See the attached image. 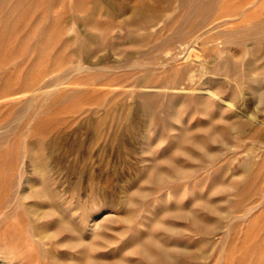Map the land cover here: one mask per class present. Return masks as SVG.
<instances>
[{
  "label": "rangeland",
  "instance_id": "rangeland-1",
  "mask_svg": "<svg viewBox=\"0 0 264 264\" xmlns=\"http://www.w3.org/2000/svg\"><path fill=\"white\" fill-rule=\"evenodd\" d=\"M5 1L0 0V264H95L90 259L96 256L113 264H121V259L131 264H264V92L260 87H264V70H248L249 62H257L256 67L264 64V42L258 47L249 40L244 45L232 42L230 34H246L251 18L244 20L240 13L225 15L242 1L241 10L256 0L218 2L211 17L216 26L211 28L209 23L196 31L210 28L204 34L205 43L194 38L196 33L184 44L177 42L174 48L179 59L164 68L165 46L154 53L149 50L154 38L173 32V16L183 11L176 0L168 7L161 1L159 18L164 22L136 30L138 34L154 32L139 46L128 36L124 17L107 13L109 6L104 1L98 12L91 0ZM113 1L121 8L129 0ZM134 2L129 1L131 6ZM256 2V14H262L261 0ZM221 7L227 8L224 14L217 10ZM91 10L96 11L93 19L100 28L82 21ZM232 18L237 19L230 22ZM83 40H89L92 50L76 54ZM140 47L149 55L132 60L163 70L158 69L151 79L166 78L173 66L192 62L190 78L174 89L146 86L143 71L127 60L130 54L138 55ZM253 53L260 59L255 60ZM80 61L93 70L77 71L73 64ZM203 85L206 88L200 89ZM214 87H218L217 94L211 95L208 91L212 88L214 92ZM150 92L160 94L153 112L141 99ZM175 95L181 99L207 95L210 99L202 109L186 108L180 100L174 111L171 98ZM220 114L223 125L217 123L216 129L228 134L224 143L210 144L199 127ZM226 122L233 127L229 129ZM186 130L218 152L217 156L203 158L193 143L180 140ZM178 147L193 156L183 155ZM34 156L41 161L36 159L37 163ZM169 160L189 175H172ZM154 167L168 172L170 178L157 182ZM137 189L146 197H137ZM208 202H215L218 211L207 210ZM183 208L213 229L204 230L191 218H182ZM63 220L68 230L60 228ZM154 222L173 225L175 230L157 228ZM147 231L172 246L171 256L177 263L159 256L155 246L151 249L158 255L148 263L140 251L132 250L135 239L146 238ZM98 232L105 236L95 235ZM82 238L87 242L80 247L82 240L78 239Z\"/></svg>",
  "mask_w": 264,
  "mask_h": 264
},
{
  "label": "bare ground",
  "instance_id": "bare-ground-1",
  "mask_svg": "<svg viewBox=\"0 0 264 264\" xmlns=\"http://www.w3.org/2000/svg\"><path fill=\"white\" fill-rule=\"evenodd\" d=\"M7 1V0H6ZM5 1V2H6ZM76 1V0H75ZM92 1V5L95 7V8H97L99 5H100V3H101V1H104V2H106L107 4H108V8H107V11L106 10H104V11H106L107 13H109V14H113V12L114 13H120L123 17H124V19H123V21H122V23L124 24V25H126L128 28H130L129 30H130V32H129V37H131V36H133L136 40H137V45L139 46V45H142L143 43V41L145 40V39H147V38H152L151 37V35H153V33L154 32H151V34L147 31L146 33H143V34H138V32H136V30L137 29H148V28H150V27H153V26H155L156 24L158 25V23H159V21H163V19H160L159 17V12H160V10H161V7H160V4H161V1H163V0H135V2H134V4L131 6V4L129 3V1L128 2H126L125 3V5L124 6H122L121 8L120 7H117L116 6V3L113 1V0H91ZM125 1V0H124ZM172 1L173 0H165L164 2H166L167 4H166V6L168 7V6H170V4L172 3ZM220 1L221 0H176V2H178V4H179V8H180V10H183L182 11V13L180 14V13H175L174 14V20L172 21L173 23H174V29H173V32L171 33V29H170V25H172V23L167 27L169 30H170V33L171 34H169V36H167V37H165V38H162V39H159V37H162V36H158V37H156V38H154L155 39V42L154 43H152V45H151V47H150V50L149 51H151L152 53H154V52H156V50L158 51V49H160L161 47H164L165 48V52H166V56H165V59H163L166 63L165 64H163L162 62V67L164 68L165 66H166V64H171V63H174V62H176L178 59H179V52L177 51H175V48H174V46L176 45V43L177 42H180L181 44H184V43H186V39L187 38H189L190 36H192V35H195L194 33H196V31L197 30H202V28H204V27H206L209 23H211L212 21H211V17H212V14H213V12L215 11V8H216V5H217V3L219 2L220 3ZM257 1V0H256ZM256 1H254V2H252L249 6H247V7H245L243 10H241V8L240 7H242L243 5H244V2L242 1L241 3H240V1H239V3L241 4V6L240 5H238L237 7H235V10H233L232 12H229L228 11V13L227 14H225V15H236V14H241V15H243L244 16V20L246 19V18H248V17H250L251 19H250V22H249V30L247 31V33L246 34H244L243 36H241V37H238V36H236L235 35V32H233V33H231L230 34V39L232 40V42L233 41H237L238 43H240V44H242V45H244V42L245 41H247V40H249L250 41V43H253V44H255L257 47L259 46V45H261V46H263L262 45V43L264 42V16H263V12H264V0H261V2H260V4H261V6H262V8H261V13L262 14H256V9H255V7L257 6V4H258V2H256ZM260 1V0H259ZM14 2V1H13ZM22 2V1H21ZM80 2V1H79ZM103 2V3H104ZM246 2V1H245ZM24 3V2H23ZM83 3V2H82ZM82 3H80V4H82ZM248 3V2H247ZM28 4V3H27ZM102 4V3H101ZM165 4V3H164ZM163 4V5H164ZM75 5H76V2H75ZM3 6V5H2ZM11 6V5H10ZM21 6V5H20ZM23 6V5H22ZM121 6V5H120ZM165 6V7H166ZM217 6H219V5H217ZM8 8V7H7ZM77 8V7H76ZM79 8V7H78ZM254 8V9H253ZM2 9H4V8H2ZM81 9V8H80ZM102 9V8H101ZM106 9V8H105ZM225 9H227V8H220V9H217L218 10V12H220V13H222V11H224L225 12ZM1 10V9H0ZM9 10V9H8ZM7 10V11H8ZM13 10H15V9H13ZM19 10V9H18ZM82 10V9H81ZM6 12V11H5ZM16 12V11H15ZM88 12V11H87ZM95 10H91L90 12H88V14L83 18V22H85V24L87 23L89 26H91V27H93V28H100V25H99V23H97V21L95 22L94 21V14H95ZM97 12H98V8H97ZM130 12V14L129 15H127V13H129ZM217 12V13H218ZM224 12L222 13V14H224ZM226 12H227V10H226ZM1 13V12H0ZM13 13V12H12ZM100 13V12H99ZM98 13V14H99ZM10 14V13H9ZM13 14H15V13H13ZM97 14V13H96ZM2 15V14H1ZM108 15V14H107ZM9 16V15H8ZM219 16V15H218ZM217 16V17H218ZM237 16V15H236ZM243 16H241V17H243ZM3 18V17H2ZM94 18V19H93ZM230 18V17H229ZM234 19H237V18H232L231 19V21L230 22H233V20ZM3 20H4V18H3ZM8 20V19H7ZM77 19L75 18V23L76 22H78V21H76ZM99 20V19H98ZM106 20V19H105ZM114 20V19H113ZM239 20V19H238ZM63 21V20H62ZM66 21V20H65ZM101 21V20H100ZM99 21V22H100ZM110 21V20H109ZM227 20L224 18L223 20H222V22H226ZM22 22V21H21ZM64 22V21H63ZM164 22V21H163ZM216 22H219V21H216ZM5 24L7 23L6 21L4 22ZM9 23V22H8ZM114 23V21H111L110 22V24H113ZM57 24V23H56ZM103 24V23H102ZM163 24V23H162ZM166 24V23H165ZM228 24V23H227ZM121 25V24H120ZM214 25L216 26V23L214 22V23H211V25H210V27L211 28H213L214 27ZM220 25V24H219ZM221 25H223V23H221ZM239 25V22H235L234 21V26L235 27H239L238 26ZM7 26V28L9 27V25H6ZM243 26V25H242ZM165 27V26H164ZM172 27V26H171ZM88 28V27H87ZM207 28V27H206ZM164 29V28H163ZM210 29V28H209ZM209 29H205V31H200L197 35H195V37L194 36H192V37H194V38H196V36H197V39H199V40H201L202 41V43H205V39H204V34H207V32L209 31ZM246 29V28H245ZM128 30V31H129ZM162 30V29H161ZM166 30V29H165ZM3 31L5 32V29H3ZM107 31H109L108 29H107ZM139 31V30H138ZM151 31V30H150ZM168 31V30H167ZM224 31V30H223ZM3 32V33H4ZM44 32V31H43ZM105 31H103L102 33H104ZM140 32V31H139ZM161 32V31H160ZM220 32V31H219ZM225 32V31H224ZM3 33H2V35H3ZM0 34H1V32H0ZM5 34V33H4ZM155 35H157L156 34V32H155ZM158 35H161V33L159 34V32H158ZM99 36V35H98ZM225 36H226V33H225ZM1 37V36H0ZM3 37V36H2ZM46 37H47V35H46ZM155 37V36H154ZM100 38H101V36H100ZM220 37H217L216 38V42L218 41V39H219ZM1 39V38H0ZM190 39H191V37H190ZM48 40H49V38H48ZM150 40V39H149ZM220 40V39H219ZM88 41L89 40H83V41H81V42H79L78 43V46H77V48L75 49V53L76 54H79V53H85V52H87L88 51V53H89V50H90V48H89V44H88ZM129 41V40H128ZM127 41V42H128ZM146 41V40H145ZM224 41V40H223ZM222 41V42H223ZM230 41V40H229ZM231 42V43H232ZM218 43H219V41H218ZM224 43V42H223ZM227 43V42H226ZM145 44V43H144ZM77 45V44H76ZM132 45V44H131ZM136 45V46H137ZM254 45V46H255ZM134 46H135V44H134ZM145 46V45H144ZM219 46H220V43H219ZM251 46V45H250ZM253 46V45H252ZM143 47V46H142ZM136 48V47H135ZM262 48V47H261ZM252 49V48H251ZM250 49V50H251ZM45 50V49H44ZM92 50V49H91ZM91 50H90V52H91ZM256 50V52L257 51H259L260 49H255ZM147 51V50H146ZM154 51V52H153ZM244 51V50H243ZM246 51V50H245ZM245 51H244V53H245ZM159 52L161 53V51L159 50ZM224 52V51H223ZM251 52H254L253 51V49H252V51ZM138 55H135V54H130V55H128V58H127V60H132L134 57H147L149 54V52H145V51H143L142 49H141V47H140V50H138ZM159 53V54H160ZM244 53H242L243 55H244ZM255 53V52H254ZM254 53L252 54L253 56H254ZM264 54V53H263ZM158 55V54H157ZM243 55H241V56H243ZM156 56V55H155ZM162 56V55H161ZM229 56V55H228ZM262 56H264V55H262ZM150 57V56H149ZM255 57V56H254ZM260 57V56H259ZM151 58H154L153 56L152 57H150V59ZM158 58V57H157ZM187 58V57H186ZM257 58V59H256ZM144 59V58H143ZM155 59H156V57H155ZM223 59V58H222ZM240 59V58H239ZM238 59V60H239ZM260 58H258V56H256L255 57V60H259ZM153 60V59H152ZM190 60V59H189ZM237 60V59H236ZM101 61V60H100ZM144 61V60H143ZM217 61V60H216ZM223 61V60H222ZM249 61V60H248ZM132 62H133V64H132V67H136V68H138V69H141L142 71H143V77L145 76L146 78H148L147 80H148V83L147 84H145L146 86H150V87H154V88H172V89H174V88H176L177 86H179L180 84H182L183 82H184V80H185V78L186 77H188V78H190V76H191V72H192V70H193V64H192V62H190V63H188V62H185V64L183 65V66H181V68H178L177 66H173L171 69H170V71H169V76L168 77H166V78H161V77H158V79H156V80H153V79H151L150 78V76H152V75H154L155 76V74H157V73H159V70L161 69V67H160V69L159 68H156V67H151L150 65H148V64H144V63H139V60L138 59H135V60H132ZM145 62V61H144ZM152 62V61H151ZM179 62H181V61H179ZM178 62V63H179ZM224 62V61H223ZM146 63V62H145ZM177 63V62H176ZM226 63V62H225ZM252 64V62H249V65H248V70H251V69H255L256 70V72L257 71H259V70H264V64L263 65H261V66H258V67H256L255 65L253 66V64L254 63H257V62H255L254 61V63ZM152 64H154V63H152ZM157 64V63H156ZM181 64V63H180ZM227 64V63H226ZM74 66V68L78 71H88V70H93V68H91V67H89L88 65H85V63H83V62H79V63H77L76 65L75 64H73ZM172 65V64H171ZM170 65V66H171ZM174 65H175V63H174ZM230 65V64H229ZM232 65V64H231ZM156 66V65H155ZM224 67L226 66V65H223ZM72 67V66H71ZM203 68V67H202ZM230 68H232V66L230 67ZM71 69V68H70ZM105 69H107V68H105ZM109 69V68H108ZM107 69V70H108ZM159 69V70H158ZM235 69H236V66H235ZM98 70H103V68H99ZM225 70H226V68H225ZM237 70H238V68H237ZM161 71H163L162 69H161ZM232 71H234V69H232L230 72L232 73ZM167 72V71H166ZM226 72V71H225ZM237 72V71H236ZM250 72V71H249ZM264 72V71H263ZM214 73H216V72H214ZM228 73V72H227ZM233 73H235V72H233ZM253 73H255L254 71H253ZM236 74V73H235ZM251 74V73H250ZM168 75V74H167ZM233 76H234V74H232ZM153 76V77H154ZM251 76H253V75H251ZM144 77V78H145ZM143 78V79H144ZM250 78V77H249ZM254 78V77H253ZM252 79V78H251ZM255 79H258V78H255ZM141 81V80H140ZM256 81V82H255ZM205 82V81H204ZM208 82V81H207ZM254 82L255 83H257V80H254ZM253 82V83H254ZM258 82H259V80H258ZM252 83V84H253ZM203 84H206V82L205 83H203ZM222 84L223 83H221V86H222ZM251 84V85H252ZM259 84V83H258ZM251 85H250V87H251ZM207 86V85H206ZM249 86V85H248ZM255 86H258V85H255ZM260 86V85H259ZM42 87V86H41ZM190 86H188V88H189ZM202 87V88H201ZM200 87V89H205L206 87H205V85H203V86H201ZM223 87V86H222ZM233 87V86H232ZM261 88H263V92H264V87H262V86H260ZM197 88V87H196ZM208 89V88H207ZM214 89H215V87H214ZM218 89V87H216V89L214 90V92H213V90H212V88H211V90H209L208 92L211 94V95H216L217 93H215V91ZM254 89V88H253ZM257 89V88H256ZM161 90V89H160ZM164 90V89H163ZM199 90V89H198ZM222 90V89H221ZM230 90V89H229ZM233 90H234V93L235 94H237L236 92H235V88H233ZM233 90H232V92H230L231 94L233 93ZM252 90V89H251ZM260 90V89H259ZM262 90V89H261ZM260 90V92H262ZM159 91V90H158ZM200 91H202V90H200ZM204 91V90H203ZM256 91V90H255ZM219 92V91H218ZM259 92V91H258ZM258 92H256L257 94H259V96H260V93H258ZM50 92H48V94H49ZM253 93H255V92H253ZM256 94V95H257ZM209 95V94H208ZM261 95H263L262 93H261ZM173 96V95H172ZM178 96V95H177ZM160 97V94H158V93H144V94H142L141 95V99H142V103H143V105L145 106V107H149V108H151V112H153L152 111V109H153V107H154V104H155V102H156V100L158 99ZM235 97V96H234ZM258 97V96H257ZM172 100H173V108H174V106H175V110L174 111H176V108L178 107L177 105L179 104V102H180V100H183L184 102H185V105H186V108L187 107H191L192 105H195V106H197V107H199V108H203L204 107V104L206 103V101H208L209 99H210V97L209 96H207V95H196V96H186V97H183V99H181V98H179V96L178 97H176V95L173 97V98H171ZM221 99V98H220ZM225 101V100H224ZM262 101V100H261ZM263 101H264V96H263ZM263 103V102H262ZM158 104V103H157ZM230 104V103H229ZM228 104V105H229ZM142 105V104H141ZM180 106V105H179ZM210 106V105H209ZM179 109H180V107H179ZM184 110H185V108H184ZM196 110H197V108H196ZM148 111V110H147ZM173 112V111H172ZM148 113H149V111H148ZM175 113V112H174ZM177 113H180V112H177ZM185 113V112H184ZM196 113V112H195ZM206 114V113H205ZM219 115V114H218ZM147 116H148V114H147ZM180 118V117H179ZM151 119V118H150ZM224 119V118H223ZM223 119H222V116H221V114H220V117H214V118H212V119H210L209 121H208V123H206L205 125H202L201 127H199L200 128V130H203V132H205L206 133V137H208L207 139H209L210 141H211V143L210 144H212V142H218V143H224L225 142V136L228 134H226L225 135V133L223 132V131H220V130H217L216 129V125H217V123H219L220 121H223ZM181 120V119H180ZM224 123V122H223ZM227 123V125H228V127H229V129L231 128V127H233V126H231L230 127V123L229 122H226ZM231 123H232V125L234 124L232 121H231ZM220 124V123H219ZM220 125H223V124H220ZM236 125V124H235ZM225 126V125H224ZM244 126V125H243ZM225 127H227V126H225ZM193 129V128H192ZM191 129V130H192ZM236 129V128H235ZM228 130V129H227ZM199 132H202V131H199ZM228 132V131H227ZM230 132V131H229ZM192 132L191 131H188V130H186V131H183V132H181V134H180V140H184V141H188V142H191V143H193V145L195 146V148L198 150V152L200 153V154H202V157L204 158V157H206V156H208L209 158H211V159H213V158H215L216 156H217V154H218V152H216V151H214V150H209L208 148H207V146L205 145V144H203L202 143V141H200L199 139H197V138H195L192 134H191ZM205 137V136H204ZM208 140V141H209ZM163 142V141H162ZM191 145V144H190ZM210 146V145H209ZM37 147V146H36ZM190 147V146H189ZM192 147V146H191ZM195 148H192V149H195ZM37 149V148H36ZM41 149V148H40ZM217 149V148H216ZM155 150V149H154ZM178 150L183 154V155H186V156H189V157H192L193 155H192V153H191V151L189 152V150H185V149H182V148H179L178 147ZM38 151V150H37ZM33 152V151H32ZM40 152V151H39ZM42 152V151H41ZM34 153V152H33ZM38 153V152H37ZM176 154V153H175ZM199 154V155H200ZM181 155V154H180ZM35 157V161L37 162V160L38 159H40L39 158V156H38V159H37V156H34ZM42 157H44L43 155L41 156V158ZM150 157V156H149ZM154 158V157H153ZM160 158H161V156H160ZM37 159V160H36ZM155 159V158H154ZM159 159V158H158ZM163 159V158H162ZM33 160V159H32ZM42 160H44V159H42ZM174 160V159H173ZM173 160H169V164H170V167H171V169H172V171H173V173H172V175H175V176H177V178L178 177H186L187 175H189V171L187 170V169H185V168H183L182 166H180V165H178L176 162H174ZM40 161H41V159H40ZM39 160H38V162H40ZM151 161V160H150ZM157 161V160H156ZM161 161H163L164 162V160H161ZM37 162V163H38ZM43 162V161H42ZM158 162V161H157ZM161 163V162H160ZM194 163H196V162H194ZM199 163V162H198ZM43 164V163H42ZM41 163H40V165H41V167L43 166ZM45 165H46V161H45V163H44ZM150 164V163H149ZM148 164V165H149ZM156 164H159V162L158 163H156ZM201 164V163H200ZM149 166H151V165H149ZM160 166V165H159ZM162 166V165H161ZM160 166V167H161ZM251 166V165H250ZM148 167V166H147ZM221 167V166H220ZM44 168V167H43ZM219 168V167H218ZM217 168V169H218ZM251 168V167H250ZM162 169V168H161ZM161 169H157V167H154V176H155V180L157 181V182H165V180H168L170 177L168 176L169 175V173L168 172H166V171H164V170H161ZM216 169V170H217ZM143 170H144V168H143ZM219 170V169H218ZM250 170V169H249ZM251 171V170H250ZM215 172V171H214ZM250 173V172H249ZM252 173V172H251ZM250 173V174H251ZM145 174V173H144ZM249 174V175H250ZM148 175V174H147ZM248 175V176H249ZM144 176V175H143ZM153 176V175H152ZM145 177H146V175H145ZM149 178V177H148ZM224 178V177H223ZM247 178V177H246ZM245 178V179H246ZM173 179V178H172ZM229 179V178H228ZM236 179V178H235ZM241 180V178H238L237 180ZM248 179V178H247ZM227 180V179H226ZM232 180V179H231ZM144 181V180H143ZM153 181V180H152ZM169 181H171V180H169ZM233 181V180H232ZM242 181V180H241ZM246 182H249V181H247V180H245ZM238 182V181H237ZM240 182V181H239ZM153 183H155L154 181H153ZM226 183H228V182H226ZM241 183H243V181L241 182ZM251 183V182H250ZM157 184V183H156ZM237 184V183H236ZM239 184L240 183H238V186H239ZM247 184V183H246ZM233 185V184H232ZM237 186V185H236ZM238 186H237V188H238ZM242 186V185H241ZM42 187V186H41ZM134 187V186H133ZM137 187V186H136ZM216 187V186H215ZM223 187H225V186H223ZM244 186H242V188H243ZM248 187V186H247ZM246 187V188H247ZM217 188V187H216ZM218 189V188H217ZM216 189V190H217ZM233 190V189H232ZM231 190V191H232ZM237 189H235L234 191H236ZM240 191H242L241 190V187H240V189H239ZM239 190H237V191H239ZM247 190H249L248 188H247ZM36 191V190H35ZM134 191V190H133ZM230 191V190H229ZM250 191L251 190H249V193H250ZM41 192H43L42 190H41ZM146 192V191H145ZM252 192V191H251ZM24 194V193H23ZM39 194V193H38ZM49 194H51V193H49ZM137 197H143L145 194H144V192H142V191H139L138 189L135 191V193H134ZM253 194V193H252ZM26 195V194H25ZM245 195V194H244ZM246 195H248L249 196V194L248 193H246ZM245 195V196H246ZM42 196V195H41ZM239 196H241V195H239ZM251 196V195H250ZM249 196V197H250ZM131 197V196H130ZM130 197H128V198H130ZM134 197V196H133ZM144 197H146V196H144ZM166 198V197H165ZM196 198V197H195ZM205 198V197H204ZM203 198V199H204ZM247 198V197H246ZM138 200H139V198H137ZM137 199H135V200H137ZM202 199V200H203ZM205 199H207V198H205ZM245 199V198H244ZM113 200V199H112ZM143 200H144V198H143ZM193 200H194V198H193ZM239 200V199H238ZM243 200V199H242ZM246 200V199H245ZM203 201H205V200H203ZM208 201V200H207ZM194 202V201H193ZM206 202V201H205ZM210 202V201H209ZM209 202H208V204L206 203L205 205H207V210L209 209L210 211H218V207H217V204L215 205V202H213L214 204H209ZM212 202V201H211ZM235 202H237V201H235ZM143 203V202H142ZM197 203V202H196ZM237 203H239V201L237 202ZM127 204V203H126ZM134 204V203H133ZM198 204V203H197ZM200 204V203H199ZM194 205H196L195 203H194ZM203 205V204H202ZM130 207V206H129ZM181 207V206H180ZM205 208V207H204ZM95 211V210H94ZM146 211H147V209H146ZM163 211V210H162ZM170 211V210H169ZM192 211V210H191ZM191 211H186V210H184V208H183V210H181L180 211V215H182L183 217L182 218H184V216H186L187 218H191V221H193V223L195 224V225H197L198 227H201V228H203L204 230H207V231H209V230H212L213 229V226L212 225H210V223H208V222H204L203 220H201L200 218H198L197 216H196V214H193ZM194 211V210H193ZM128 212V211H127ZM126 213V212H125ZM139 213H140V211H139ZM149 213V212H148ZM162 213V212H161ZM164 213V212H163ZM127 214V213H126ZM218 214V213H217ZM130 215V214H129ZM180 215H179V217H180ZM131 216H132V213H131ZM138 216H139V214H138ZM199 216V215H198ZM87 217V216H86ZM135 217V216H134ZM145 217V216H144ZM174 217H176V216H174ZM174 217H172V218H174ZM186 218V219H187ZM185 219V218H184ZM117 220V219H116ZM162 220V219H161ZM218 220V219H217ZM60 221V220H59ZM113 221H115V220H113ZM113 221H111V222H113ZM151 221V220H150ZM156 221H157V219H156ZM163 221V220H162ZM109 222H110V219H109ZM126 222H127V220H126ZM133 222V221H132ZM148 221H146L145 223H147ZM177 222V221H176ZM60 223V222H59ZM58 223V224H59ZM128 223V222H127ZM155 223V222H154ZM38 225V224H37ZM60 225V228L63 226V228L66 230H68L69 228L67 227L66 228V226H67V223H66V221H61V223L59 224ZM108 225V224H107ZM147 225H149V224H147ZM155 225L157 226V228L160 226V228L162 229V227L161 226H163V228L164 229H166L167 231H174L175 230V227L173 226V225H167V226H164L163 225V223L162 222H157V223H155ZM33 226V225H32ZM104 226V225H103ZM152 226V225H151ZM177 226V225H176ZM34 227V226H33ZM100 227V226H99ZM149 227V226H148ZM32 228V227H31ZM36 228L37 227H35V229H34V231L36 230ZM101 228V227H100ZM108 228L109 229H111L112 227H109L108 226ZM153 228V227H152ZM200 228V229H201ZM108 229V230H109ZM153 229H155V228H153ZM181 229V228H180ZM95 230H97L96 228H95ZM177 230V229H176ZM32 231H33V229H32ZM34 231H33V233H34ZM89 231V230H88ZM105 231V230H104ZM112 231V233H113V230H111ZM123 231V230H122ZM155 231V230H154ZM153 230H152V233L154 232ZM162 231H164V230H162ZM97 232V231H96ZM124 232V231H123ZM212 232V231H211ZM147 233H148V231H147ZM151 232H149L148 233V236L146 237V238H144V239H142V238H140V236H139V238L137 237V235L135 236V238L137 237L138 239L136 240L135 239V244H134V246H133V248H132V250L134 251V249H136V251H140L142 254H143V256L145 257V259L147 260L146 262L148 263V261H152V260H154L155 258H156V255H158V254H155L154 252H153V250L151 249V246H155L157 249H159V251H160V254H159V256H161L163 259H165V260H167V261H170V262H174V263H177V261L175 260V258H173L172 256H171V254L173 253H171V251H172V246L170 247V246H166V245H164L162 242H160V240L158 239V238H156L154 235H152V234H150ZM91 234V233H90ZM118 233L116 232V235H117ZM120 234V233H119ZM92 235H93V233H92ZM95 235H98V236H102V235H104V233L103 234H101V232H100V234H99V232H98V234H95ZM121 236H122V234H120ZM139 235H141V233L139 234ZM70 236H72V235H70ZM79 236V235H78ZM105 236V235H104ZM103 236V238H105ZM107 236V235H106ZM109 236V235H108ZM142 236H144L143 234H142ZM75 237H77V236H75ZM80 237H82V236H80ZM79 237V238H80ZM69 238V237H68ZM73 238H74V236H73ZM78 238V237H77ZM111 238V237H110ZM74 239H76V238H74ZM93 239V238H92ZM71 240H72V237H71ZM78 240H80V242H81V240H82V242L81 243H79L80 245H82V246H80V247H83V244L84 243H86L87 241L84 239V241H83V238L82 239H78ZM77 240V241H78ZM101 240H103V239H101ZM70 241V240H69ZM209 241V240H208ZM73 242V241H72ZM71 242V243H72ZM92 242V241H91ZM77 243V245L79 246V244ZM83 243V244H82ZM70 244V243H69ZM75 244V243H74ZM74 244H73V246H74ZM71 245V244H70ZM76 245V244H75ZM76 245V246H77ZM72 245H71V247H73ZM75 247V246H74ZM177 247H179V245L177 246ZM176 249V248H175ZM174 249V250H175ZM177 250V249H176ZM157 253V252H156ZM178 253V252H177ZM140 254V253H139ZM185 255V254H184ZM7 258V257H6ZM91 258V257H90ZM99 258V259H98ZM97 258V256L96 257H94V258H91L90 259V261L92 262V263H95V264H113L112 262H109V261H102L101 259H100V257H98ZM143 258V257H142ZM118 260V259H117ZM120 262H121V264H131L130 263V261H126V260H123V259H121V260H119ZM54 262V261H53ZM57 262V261H56ZM84 262V261H83ZM116 262V261H115ZM164 262V261H163ZM8 263V262H7ZM59 263V262H58ZM61 263V262H60ZM85 263V262H84ZM80 264H82V263H80ZM86 264V263H85ZM151 264V263H150Z\"/></svg>",
  "mask_w": 264,
  "mask_h": 264
}]
</instances>
